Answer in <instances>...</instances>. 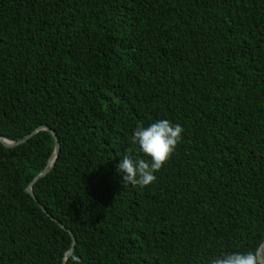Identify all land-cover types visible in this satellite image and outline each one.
<instances>
[{
	"label": "trees",
	"instance_id": "trees-1",
	"mask_svg": "<svg viewBox=\"0 0 264 264\" xmlns=\"http://www.w3.org/2000/svg\"><path fill=\"white\" fill-rule=\"evenodd\" d=\"M182 140L125 186L131 135ZM0 264H208L264 241V0H0ZM147 159V157H145ZM44 208L45 212L41 209ZM49 217L53 218L52 221ZM75 239L73 250L63 263Z\"/></svg>",
	"mask_w": 264,
	"mask_h": 264
},
{
	"label": "clouds",
	"instance_id": "clouds-1",
	"mask_svg": "<svg viewBox=\"0 0 264 264\" xmlns=\"http://www.w3.org/2000/svg\"><path fill=\"white\" fill-rule=\"evenodd\" d=\"M184 128L167 119L156 120L145 126L138 122L131 135L136 151L126 152L117 164L125 186L146 187L156 181V172L171 158L182 140ZM147 157V159L145 158ZM208 264H259L254 252H226L213 257Z\"/></svg>",
	"mask_w": 264,
	"mask_h": 264
},
{
	"label": "water",
	"instance_id": "water-1",
	"mask_svg": "<svg viewBox=\"0 0 264 264\" xmlns=\"http://www.w3.org/2000/svg\"><path fill=\"white\" fill-rule=\"evenodd\" d=\"M39 131H48L50 132V134L52 135L53 139H54V151L52 153V155L50 156V158L48 159L47 161V164H46V167L44 168V170L27 186V188L25 189V192L27 194H29L35 201V197L32 193V185L41 177L45 176L46 173L49 171L50 167L52 166L53 162L55 161L56 157H57V154L59 152V143H58V140L56 138V135L55 133L48 129L47 127H40L36 130H34L32 133H30L28 136H26L25 138H23L22 140L20 141H17V142H12V141H8L4 138H2L0 136V143L7 147V148H12L14 146H17L21 143H24L26 140H28L30 137H32L33 135H35L37 132ZM37 202V201H36ZM41 209L45 212L44 208L41 207ZM52 221H54L53 218L49 217ZM59 226L65 230L66 232L69 233V235H71L72 237V245L70 246L69 250L65 253V256H64V259H63V263L68 259V257L70 256L72 250H73V247H74V244H75V239L73 238L72 234L70 231H68L64 226H62L61 224H59ZM256 256L258 257V261H259V264H264V241L263 243L261 244L260 248L258 249L257 251V254Z\"/></svg>",
	"mask_w": 264,
	"mask_h": 264
}]
</instances>
